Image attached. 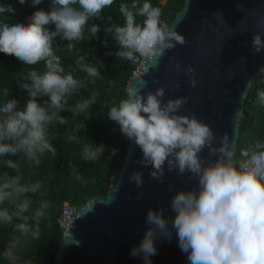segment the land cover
<instances>
[{"label":"clouds","instance_id":"9594fccd","mask_svg":"<svg viewBox=\"0 0 264 264\" xmlns=\"http://www.w3.org/2000/svg\"><path fill=\"white\" fill-rule=\"evenodd\" d=\"M18 2L23 4L25 0ZM31 3L36 6L41 0H31ZM113 3L114 0H51L50 10L33 12L27 24L0 22V53L15 56L29 66L43 61L46 69L43 73L30 70L24 77L28 83L20 87L27 91L29 99L22 108L11 98L0 105V157L19 154L29 164L38 165L45 154H56L48 128L56 122L66 123L59 113L66 109L67 98L83 86V81L75 78L73 71L65 73L61 58L53 49L54 38L81 41L89 19L99 18L101 11ZM119 10L124 24H111L105 29L112 33L119 46L116 52L119 59L134 62L138 55L145 59L147 68H155L167 50L186 43L174 27L162 25L161 9L149 0L142 3L133 0L130 6L122 3ZM6 11L14 10L10 6H0V13ZM214 15L221 16L219 12ZM137 17H143L141 23H137ZM50 24L54 25V31L46 27ZM98 31V25L93 23L91 34L95 36ZM251 47L254 54L264 50V39L259 33L252 36ZM84 59L80 57L76 62L80 69L89 77H99L98 67L84 63ZM175 67L180 70L179 63ZM258 71L264 74V66ZM193 72L191 65L185 70L190 85L195 87ZM137 83L138 87L125 89L126 98L118 103L112 101L108 118L139 148L140 163L151 168L152 179L162 181L167 168L178 175L188 173L195 178L196 184L172 195L169 201L171 218L165 216L161 206L147 209V227L139 243L130 249V255L143 258L144 264H151L150 258L157 255L156 241L159 238L171 241L175 234L178 247L186 256V264H264V142L257 141L254 146L241 150L238 160L229 138L220 139L214 146L216 137L208 124L194 114H178L187 102L186 97L165 102L163 88L142 93L146 82L139 79ZM250 85L251 82L247 88ZM8 92L4 89L6 96ZM245 95L242 93V98ZM258 95L264 102V91ZM39 97L47 99L38 103ZM94 103L95 97L69 110L83 113ZM242 116L238 109L234 119ZM83 128L84 124L80 130ZM205 148L210 155H215V160L205 161L201 157ZM105 151L103 144H87L83 148V159L96 160ZM116 151L115 148L108 150L106 159L110 160ZM3 163L19 171L18 162L6 159ZM129 180L141 187L143 172L133 171ZM19 181L18 175L9 176L6 172L0 175V224L11 225L18 220L20 223L15 224V228L21 234L38 238L39 224L46 218L51 205L46 200L40 201L31 217L26 215L32 205L27 194L40 192L42 184L24 186ZM30 219L35 221V229L29 226ZM69 236L70 233L66 235Z\"/></svg>","mask_w":264,"mask_h":264},{"label":"water","instance_id":"95a60500","mask_svg":"<svg viewBox=\"0 0 264 264\" xmlns=\"http://www.w3.org/2000/svg\"><path fill=\"white\" fill-rule=\"evenodd\" d=\"M217 12L221 16L214 15ZM169 26L183 35L186 43L167 50L158 67L147 68L144 62L127 87H138L137 80L142 79L146 82L142 93L163 88L165 102L186 97L178 114H194L211 127L216 137L214 146L227 137L236 153L240 119H234V115L238 109L243 113L258 69L264 66V50L254 54L251 47L254 34L264 39V0H184ZM189 65L194 68L191 75L195 87L185 74ZM242 93H246L244 98ZM200 155L205 161L216 158L207 148ZM141 160L139 148L128 140L123 165L110 188L72 207L70 217L60 218L63 230L54 264H144L143 258L130 255V249L139 243L147 227V209L161 206L165 216L171 218L172 195L194 187L196 180L188 173L178 175L167 168L162 181L154 180L151 168L143 167ZM133 171L143 172L141 187L129 180ZM156 247L151 264H186L175 234L171 241L159 238Z\"/></svg>","mask_w":264,"mask_h":264},{"label":"trees","instance_id":"16d2710c","mask_svg":"<svg viewBox=\"0 0 264 264\" xmlns=\"http://www.w3.org/2000/svg\"><path fill=\"white\" fill-rule=\"evenodd\" d=\"M133 0H114V3L100 13L99 18H90L84 28V38L81 41L68 42L55 37L53 49L60 56L65 73L73 71L83 86L78 88L67 98V107L60 112L66 123L58 122L49 126L48 132L56 154L48 153L40 158V164H29L22 155L0 157V175L20 177L19 183L30 186L41 183L40 192L28 193L32 201L26 215L31 217L40 201H48L51 207L47 216L39 224V236L23 235L15 228L20 223L14 220L11 225L0 224V264H54L55 253L61 241L62 230L57 220L63 210L64 203L79 206L88 198L105 192L110 188L111 176L118 174L127 153L128 139L120 132L119 125L107 116L108 107L112 101L126 98L125 89L131 82L137 62L119 59L116 56L118 45L112 33L105 29L111 24L122 26L124 18L120 13V4H132ZM143 0H141V3ZM149 2L161 9V17L172 22L176 14L184 6V0H167L161 6L160 0ZM51 0H41L39 5L33 6L31 0L20 4L18 0H0V6L11 7L14 11L0 13V22L28 23V17L33 12L43 9L50 10ZM109 17L111 18L109 20ZM141 23L143 17L136 18ZM99 27L95 36L90 32L92 24ZM54 31V25L46 26ZM69 43L72 47H69ZM138 56V55H137ZM84 57V63L98 67L99 77H89L76 63ZM99 62V63H98ZM100 64L103 67H100ZM43 73V61L36 65H26L15 56L0 53V105L8 98L16 99L22 108L29 99L27 91L20 85L28 83L25 76L30 70ZM93 80L95 81L93 83ZM8 89V95L4 89ZM264 91V74L259 73L245 100L243 116L239 121V137L236 143V158L241 159L243 149L254 146L257 141L264 142V102L258 93ZM95 97V103L83 113L74 110L75 105ZM47 97H39L42 103ZM84 128L80 130L81 125ZM74 137V139H70ZM106 146L105 153L96 160L83 159V148L87 144ZM115 148L116 155L106 159L108 150ZM11 159L18 162L20 167L16 172L8 168L3 161ZM29 226L35 229V221L30 219ZM12 255V256H10Z\"/></svg>","mask_w":264,"mask_h":264},{"label":"built area","instance_id":"2783aa9c","mask_svg":"<svg viewBox=\"0 0 264 264\" xmlns=\"http://www.w3.org/2000/svg\"><path fill=\"white\" fill-rule=\"evenodd\" d=\"M161 22H162V25H165V24L168 25V26L170 25V22H168L167 20L163 19L162 17H161ZM135 62H137V66H136V69L133 71L131 80L133 78H136L137 77V75L140 72L142 66L144 65L145 59L142 58V57L137 56ZM116 175L117 174H113L111 176V181L116 177ZM72 207L75 208L74 206L70 205L69 202H65L64 203L63 210H62V212H61V214H60V216H59V218L57 220V223H58L59 227L61 228V230H63V228H62V225L59 223V220H60L61 217L68 218L71 215H73L72 212L70 211V209Z\"/></svg>","mask_w":264,"mask_h":264},{"label":"rangeland","instance_id":"374dc122","mask_svg":"<svg viewBox=\"0 0 264 264\" xmlns=\"http://www.w3.org/2000/svg\"><path fill=\"white\" fill-rule=\"evenodd\" d=\"M167 2V0H160V4H161V6H164V4ZM10 256H12V255H10Z\"/></svg>","mask_w":264,"mask_h":264}]
</instances>
